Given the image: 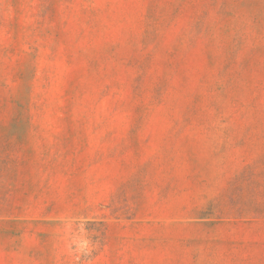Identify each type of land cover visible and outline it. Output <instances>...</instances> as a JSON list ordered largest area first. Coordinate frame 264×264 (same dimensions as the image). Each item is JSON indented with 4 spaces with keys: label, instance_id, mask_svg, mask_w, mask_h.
Wrapping results in <instances>:
<instances>
[{
    "label": "rangeland",
    "instance_id": "rangeland-1",
    "mask_svg": "<svg viewBox=\"0 0 264 264\" xmlns=\"http://www.w3.org/2000/svg\"><path fill=\"white\" fill-rule=\"evenodd\" d=\"M0 264H264V0H0Z\"/></svg>",
    "mask_w": 264,
    "mask_h": 264
}]
</instances>
